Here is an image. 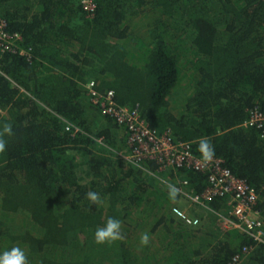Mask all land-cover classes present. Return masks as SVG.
Masks as SVG:
<instances>
[{
  "label": "trees",
  "instance_id": "1",
  "mask_svg": "<svg viewBox=\"0 0 264 264\" xmlns=\"http://www.w3.org/2000/svg\"><path fill=\"white\" fill-rule=\"evenodd\" d=\"M81 1L0 0V20L26 53L0 59V130L8 123L14 133L0 153V253L18 246L28 264H229L247 247L240 264H264V244L217 227L223 200L208 210L169 199L163 180L200 193L207 174L122 160L126 131L85 90L93 81L98 93L113 91L196 157L209 140L214 158L255 190L264 221V139L241 126L264 111V0H95L92 15ZM110 217L123 238L97 244Z\"/></svg>",
  "mask_w": 264,
  "mask_h": 264
},
{
  "label": "built area",
  "instance_id": "2",
  "mask_svg": "<svg viewBox=\"0 0 264 264\" xmlns=\"http://www.w3.org/2000/svg\"><path fill=\"white\" fill-rule=\"evenodd\" d=\"M81 6L89 15L96 10L95 0H82ZM20 41V35L8 32L6 23L0 20V59L9 52L25 55V51L18 48ZM85 90L90 102L126 131L127 150L118 154L122 160L134 166H139L144 161H152L156 163L158 173L168 169L186 168L207 174L208 184L200 193L188 190L187 180L180 181L176 178L173 181L163 180V183L166 186L173 184L180 188L181 198L195 207L208 209L209 202L214 199L223 200L228 213L217 214L223 232L238 231L249 236L256 245L264 244V221L259 211L255 209L258 195L243 179L234 176L225 168L222 159L214 158L211 162H205L193 154L190 142L173 141L169 132L161 134L155 132L140 117L137 109L118 105L114 101L113 91L100 94L95 90L93 81L85 85ZM241 126L256 128L260 138L264 139V111L251 110ZM69 128L67 126L66 131H69ZM172 215L187 226H200L199 219L191 217L185 210L174 207ZM250 250L251 248H243L241 253L232 257L229 264H240Z\"/></svg>",
  "mask_w": 264,
  "mask_h": 264
},
{
  "label": "clouds",
  "instance_id": "3",
  "mask_svg": "<svg viewBox=\"0 0 264 264\" xmlns=\"http://www.w3.org/2000/svg\"><path fill=\"white\" fill-rule=\"evenodd\" d=\"M13 134V127L11 124L6 123L2 126V130H0V153L6 150V140L4 137L12 136ZM198 151L205 162H211L215 157V148L206 138L201 139ZM167 187L169 199L175 202L181 189L173 184H168ZM86 198L94 205L101 203V197L99 193L95 191L87 192ZM94 238L97 244H104L106 242L122 239L121 222L115 218H108L103 226L97 227ZM148 240L149 237L147 234L141 237L143 244H147ZM0 264H28L25 251L17 246L0 253Z\"/></svg>",
  "mask_w": 264,
  "mask_h": 264
},
{
  "label": "rangeland",
  "instance_id": "4",
  "mask_svg": "<svg viewBox=\"0 0 264 264\" xmlns=\"http://www.w3.org/2000/svg\"><path fill=\"white\" fill-rule=\"evenodd\" d=\"M185 211H186V210H185ZM217 223H218L217 227L219 228L220 231L223 232V230H222V228H221V224H220L219 222H217ZM223 233H224V232H223Z\"/></svg>",
  "mask_w": 264,
  "mask_h": 264
},
{
  "label": "crops",
  "instance_id": "5",
  "mask_svg": "<svg viewBox=\"0 0 264 264\" xmlns=\"http://www.w3.org/2000/svg\"><path fill=\"white\" fill-rule=\"evenodd\" d=\"M122 135V134H121Z\"/></svg>",
  "mask_w": 264,
  "mask_h": 264
}]
</instances>
